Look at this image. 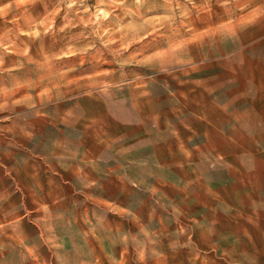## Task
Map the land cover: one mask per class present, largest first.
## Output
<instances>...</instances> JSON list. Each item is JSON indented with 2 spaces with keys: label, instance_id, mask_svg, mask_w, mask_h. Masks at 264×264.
Listing matches in <instances>:
<instances>
[{
  "label": "rangeland",
  "instance_id": "obj_1",
  "mask_svg": "<svg viewBox=\"0 0 264 264\" xmlns=\"http://www.w3.org/2000/svg\"><path fill=\"white\" fill-rule=\"evenodd\" d=\"M261 82L264 0H0V264H264Z\"/></svg>",
  "mask_w": 264,
  "mask_h": 264
},
{
  "label": "crops",
  "instance_id": "obj_2",
  "mask_svg": "<svg viewBox=\"0 0 264 264\" xmlns=\"http://www.w3.org/2000/svg\"><path fill=\"white\" fill-rule=\"evenodd\" d=\"M263 81V80H262ZM261 84L264 86V82H261Z\"/></svg>",
  "mask_w": 264,
  "mask_h": 264
},
{
  "label": "bare ground",
  "instance_id": "obj_3",
  "mask_svg": "<svg viewBox=\"0 0 264 264\" xmlns=\"http://www.w3.org/2000/svg\"><path fill=\"white\" fill-rule=\"evenodd\" d=\"M250 2V1H249Z\"/></svg>",
  "mask_w": 264,
  "mask_h": 264
}]
</instances>
